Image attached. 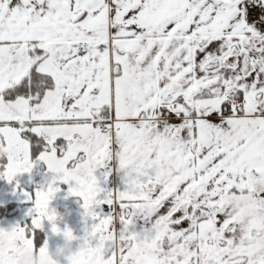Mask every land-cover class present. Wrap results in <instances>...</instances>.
Wrapping results in <instances>:
<instances>
[{"label": "snow or ice", "instance_id": "1", "mask_svg": "<svg viewBox=\"0 0 264 264\" xmlns=\"http://www.w3.org/2000/svg\"><path fill=\"white\" fill-rule=\"evenodd\" d=\"M38 161L0 264L47 252L58 182L94 264H264V0H0V178Z\"/></svg>", "mask_w": 264, "mask_h": 264}, {"label": "crops", "instance_id": "2", "mask_svg": "<svg viewBox=\"0 0 264 264\" xmlns=\"http://www.w3.org/2000/svg\"><path fill=\"white\" fill-rule=\"evenodd\" d=\"M52 177L53 174L48 171L47 165L38 161L31 173L20 174L11 183L0 178V205L14 204L16 212L14 216L0 220V227L10 229L17 224H29L31 217L28 215V210L32 207V203L24 196V192L34 195L37 189L46 188ZM17 183L20 186L19 190L16 188ZM74 186V183L69 185L58 182L61 191L55 195L50 207L57 213L56 225L61 229L71 228L73 230L77 239L73 242L72 247L73 250H77L95 221L91 217H85L82 207L83 200L70 194V187ZM97 211L103 212V207L97 208ZM143 226V221H137L135 230L139 231ZM52 228V223L45 221L41 231L44 235V242H47L50 249L54 251L58 245H63L64 239L62 234L53 232ZM54 258L59 260V264H69L66 256Z\"/></svg>", "mask_w": 264, "mask_h": 264}, {"label": "clouds", "instance_id": "3", "mask_svg": "<svg viewBox=\"0 0 264 264\" xmlns=\"http://www.w3.org/2000/svg\"><path fill=\"white\" fill-rule=\"evenodd\" d=\"M59 234H62L63 236V245H58L54 251L50 249V246L48 245L47 252L43 256L39 252L27 251L20 257V264H49L50 260H54L56 264H59V260L54 257L66 256L68 259L69 257L79 255L82 250L88 254L90 264H94L96 253L94 252L90 240L88 242H83L77 250H73V242L77 239L73 230L71 228H60Z\"/></svg>", "mask_w": 264, "mask_h": 264}, {"label": "trees", "instance_id": "4", "mask_svg": "<svg viewBox=\"0 0 264 264\" xmlns=\"http://www.w3.org/2000/svg\"><path fill=\"white\" fill-rule=\"evenodd\" d=\"M0 209H10V211H8V212H0V220H3V219L8 218V217H12L16 214L14 204L0 205ZM24 225H25V223H24ZM40 235H41V243H43L44 242V235H43L42 231H40Z\"/></svg>", "mask_w": 264, "mask_h": 264}, {"label": "rangeland", "instance_id": "5", "mask_svg": "<svg viewBox=\"0 0 264 264\" xmlns=\"http://www.w3.org/2000/svg\"><path fill=\"white\" fill-rule=\"evenodd\" d=\"M20 199V198H19Z\"/></svg>", "mask_w": 264, "mask_h": 264}]
</instances>
